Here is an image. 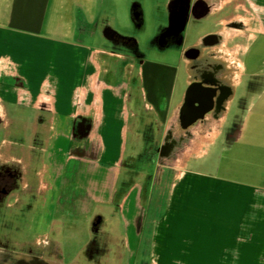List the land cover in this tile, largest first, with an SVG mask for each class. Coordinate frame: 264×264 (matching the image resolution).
<instances>
[{
  "label": "crops",
  "instance_id": "0c3cea01",
  "mask_svg": "<svg viewBox=\"0 0 264 264\" xmlns=\"http://www.w3.org/2000/svg\"><path fill=\"white\" fill-rule=\"evenodd\" d=\"M153 1L158 9L157 31L162 32L169 25L172 9L179 14L185 2L195 0ZM203 1L208 13L197 20L230 7L232 13L221 18V26L240 13H264V0ZM142 3L143 0H0L1 123L10 125L6 104L25 105L39 112L35 128L44 126L53 131L47 140L39 134L37 137L39 162L33 187L43 211L39 233L33 241L50 240L62 264H79L76 258L64 262L60 243L51 238V233L61 221L75 217L93 220L101 215L106 221L110 217L117 220L107 221L102 230L109 241L110 254L122 256L125 264H135L142 255L145 262L150 259V264H264V87L254 90L253 85L242 96H237V90L230 94L227 89L226 106L218 112L219 116H213L212 122L195 121L186 130L183 125L199 112L204 110L206 114L200 119L211 116L207 115L210 109L194 107L195 98L207 90L204 86L198 85L191 96L194 105L183 111L187 87L181 102H174L171 93H158L151 100L139 74L115 87V82L107 77L108 70L101 66L102 58H123L129 53L119 54L108 48L104 32L113 31L123 37L113 28L117 6L128 9V13L137 8L141 20L133 21L131 13L130 18L141 28ZM263 28L256 32L264 36ZM256 39L254 35L246 46H238L243 49L241 58L236 59L238 87L248 72L246 57ZM162 43L164 40L159 37L158 44ZM169 46L172 45L159 48ZM184 51L180 61L187 83L192 58ZM257 66L256 72H248L250 80H264V60ZM131 82L138 96L130 93ZM138 113L153 122L156 140L159 135L162 137L164 158L185 160L179 179L167 186L164 215L151 216L154 184L130 182L129 177L126 183L120 180L129 122L140 117ZM235 115L238 121L230 124ZM138 120L140 126L135 130L141 135L148 126ZM224 137L221 151L228 153L225 164L219 165L220 173L190 167L191 163L205 166ZM28 145L22 139H3L0 164L24 165L23 185L30 190L25 177L35 159L29 154ZM239 147L240 152L233 155ZM84 177L92 178L89 186L96 193H88L82 185ZM62 197L67 205L57 212V201Z\"/></svg>",
  "mask_w": 264,
  "mask_h": 264
},
{
  "label": "rangeland",
  "instance_id": "374dc122",
  "mask_svg": "<svg viewBox=\"0 0 264 264\" xmlns=\"http://www.w3.org/2000/svg\"><path fill=\"white\" fill-rule=\"evenodd\" d=\"M142 4L144 5V24L141 28H138L134 23H132L130 18V13L132 17V12L128 13V9L123 10L117 6V9L115 10V22L113 28L117 34L125 38L134 39L138 50L144 56L142 59L143 64H140L141 59L137 63L132 57L129 56V54H125L126 56L123 58L103 56V63H101V66L102 68L108 70L109 75L107 77L111 78L115 82V87L117 85L128 83L127 80L129 78H138L139 74V78L142 77L144 80V89L147 90L151 100L156 98L158 93H171L174 96V102H181L187 87L184 65L180 61L182 54L181 52L191 48L202 37L212 32H217L220 36L221 42L217 49L220 51L219 56L221 55L223 60H227L229 56L232 58H241L240 53H242L243 49L242 47L238 46H246L249 43V39L252 38V36L254 37V35L257 37V39L254 43L250 42L252 43V49L250 54L246 57L248 72L252 69H255L256 72V69L258 68L257 65L261 64V62L264 60V36L256 32L257 29L263 28L264 26L263 11L262 14H257L252 10L254 14L251 15H244L240 13L234 17H230V19H232L225 24H222V26L219 24V21L221 18L232 13L230 7H227L222 12L210 14L203 19L190 20L183 32L182 45L180 47L169 46L163 50H160L158 39L161 32L157 31L156 25L158 20L156 12L158 9H155L156 5L153 0H143ZM258 19L259 22H257ZM231 21L237 22V24H240V26H228L227 24ZM220 27L222 29L218 30ZM96 34L98 37H100L99 33ZM108 48L110 47L108 46ZM118 51L116 50L117 53H122ZM248 72L245 76H243V83L237 89V96H242L246 92H249L250 88L252 89V86L249 88V83L251 80L250 77H248ZM104 76L105 73L102 77ZM254 82V90L257 88L261 90V88L264 87V80L262 78L260 80L254 79ZM130 85V93H132V96H135V93L138 96V90L135 88L134 83L131 82ZM133 106H135V104ZM5 108L7 109L6 114L10 120V125H7L3 122L1 123L0 143L3 139L11 141L22 139L26 145L29 144V149L31 148L29 151L30 156L39 162V158H37L39 157L37 146L40 142L39 139L33 140L35 133L37 137L39 134V137L41 136V138L43 137V140H47L53 136V131L49 132V128L44 126L41 128H35L34 123L37 124L36 119L39 112L27 108L25 105L14 107L6 104ZM138 114L140 115V113ZM138 118L140 119V122L145 123L146 127L148 126L146 130H142L141 135L140 133L137 134V131L135 130L138 124L140 126ZM138 118L131 119L129 122L126 153L124 156V165L120 180L121 182H124L125 180L128 181L130 178V182L138 180L140 183L148 182L149 184H154L153 189L155 191L153 193V212L152 209H150L151 213L154 215L151 214V216H156L158 214L164 215L167 211V203L164 202L168 190L167 186H170L179 179L181 176L180 172L185 164V160L183 161V158L167 159L164 158L162 153H160L156 163H142L140 161L142 158L139 157H144L145 154H142L146 151L150 144H160L162 137L159 135L156 140V129L150 119H142L141 115ZM148 129L150 132L153 130V139H149L148 133L150 132L147 131ZM19 135L21 136L20 138ZM224 141H226L225 137L219 140V143H217L218 146L211 154V157L205 162V166L201 167V165L191 163L190 167L214 174L220 173L219 165L222 163L225 164V157L228 153L226 151L222 153L221 151L222 145L223 147L225 145ZM116 143L118 146L117 141ZM62 144L65 145V143ZM113 144L115 143L112 142V146ZM61 149L64 151V147L61 146ZM239 152L240 147L233 155H237ZM230 155L232 154L230 153ZM60 161L61 158H58V162ZM14 164H19V169L22 172L24 165H21L18 162H15ZM164 164L168 166H165ZM40 166L41 163L38 165V167ZM221 168L225 169L222 165ZM131 173L132 176H130ZM134 175H136L137 179L133 178ZM91 179V177H84L82 185L87 189L88 193L93 194L96 192L89 186ZM95 179H97V177ZM161 186L165 187L162 188ZM24 190L29 191V187L26 186ZM165 203L166 206H164ZM32 204V209L25 212L24 216H16L18 214V210L13 211L7 208L0 209V225L3 221H7V227L4 229L0 228V235L9 234L12 235L16 241H27V243H31L39 233V220L43 211L41 200H36V202L33 201ZM66 205L67 202L64 201V197L59 199L57 201V212H62L61 210H63ZM143 207L146 209L145 203ZM107 221L109 223L117 222L115 217H110V219H107ZM61 222H59L58 225H56L53 229L51 238L57 240L60 243L59 249L62 253L61 256L64 259V262H67L72 258H76L79 264H92L85 261L83 253L81 252L84 245L91 238L92 219L75 217ZM118 231L120 233V229H118ZM8 236H3V238ZM4 243L5 242L3 241V244ZM13 246L14 244L12 242L10 244H6L5 246L0 245V252L4 253V251H14V249H17V246ZM54 248L55 247H53V249ZM58 257L59 255H57V259ZM145 259L146 258L143 255L137 257V262L135 264L151 263L149 258H147L149 259L147 260L148 262H145ZM104 264L125 263L122 256H113L109 253L104 261ZM130 264H134V262L131 261Z\"/></svg>",
  "mask_w": 264,
  "mask_h": 264
},
{
  "label": "flooded vegetation",
  "instance_id": "af4514ba",
  "mask_svg": "<svg viewBox=\"0 0 264 264\" xmlns=\"http://www.w3.org/2000/svg\"><path fill=\"white\" fill-rule=\"evenodd\" d=\"M188 5V22L190 20H197V17L205 16L208 13L207 4L203 0L190 1ZM227 25L230 27L235 25L240 26V24H237V22L234 21H231ZM162 33L163 31L161 34ZM165 41L172 46L180 47L183 39H181L180 44L178 45V38L169 32L166 35ZM220 42L221 39L219 34L217 32H212L203 37L196 45L184 51L186 56L192 58L189 65L190 76L187 80V88L192 87L195 91L198 85H201L207 89L202 91V96L195 98L196 104L194 107H196L195 109L197 110L201 108L210 109L207 112V115L212 116H208L205 120L204 118L196 119L195 123L214 121L213 116H219L220 113L218 112L223 111L226 106L224 96L227 93V89L230 91V94H232L233 89L236 91L239 88L237 85V81L239 80V67L236 61L237 57L232 58L229 56L227 60H223V57L221 55L219 56L220 51L217 49L220 46ZM108 45L112 50L129 53L136 60H140V51H138L133 43L126 38L115 35L111 38V40H109ZM254 83V79H251L249 87L253 86ZM209 93H213L214 95L213 103L211 104L206 102V95ZM183 104L185 105V101ZM204 117H206V114ZM236 118V115L231 116L229 123L234 124L238 121ZM147 131L150 132L149 129ZM148 136L149 139H153V130L148 133ZM34 139L37 140V135L34 136ZM161 152H164V150L161 148L160 144H150L146 151L142 154H145L144 157H139L142 158L140 161L142 163L145 162L154 164V162L156 163L158 160V156ZM34 161V163H31L25 177L29 180V186L31 188L29 191L24 190L25 186L23 185V175L19 169V164H0V209L7 208L13 211L18 210L17 213L19 215L17 214L16 216H24L25 212L32 209V202L36 200V192H34L33 183L37 178L36 163L38 164L37 160ZM126 182L127 180L123 183ZM145 184L149 185L148 182H145ZM104 225H107V221L101 215H96L93 218L91 238L81 251L86 262L92 264H104L106 257L111 252L109 241L106 238L105 232L102 230ZM6 227L7 221H3L0 228L4 229ZM8 235L9 234L0 235V245L5 246L6 244H10L12 242L14 244L13 247L17 246V249H14V251H4V253L0 252V264H62L59 261L60 256L57 259V255H55V251L53 249L54 245L50 240L37 243L36 241L23 243L16 241L12 235ZM3 236L8 237L3 238ZM3 241L5 242L4 244Z\"/></svg>",
  "mask_w": 264,
  "mask_h": 264
},
{
  "label": "water",
  "instance_id": "95a60500",
  "mask_svg": "<svg viewBox=\"0 0 264 264\" xmlns=\"http://www.w3.org/2000/svg\"><path fill=\"white\" fill-rule=\"evenodd\" d=\"M173 3H175V2H173ZM188 10H189L188 2H185L183 4V7L180 8L179 14L173 13L174 10L172 9V11L170 12V16H169V25H168V27H166V29H164L163 33L160 35V38L162 40H164V43L159 45L161 48H164V47L170 45L167 41H165L166 35L169 32H171V34H173L174 36H176L178 38L179 41L177 44L178 45L180 44V41L183 38L182 34H183L184 29L186 27V24L188 22ZM115 35H116V33L113 31L104 32V36L106 37L107 40H111V38ZM193 91H194V88H192V87L191 88L189 87L187 89V99L185 100V105H183V107H182V111L184 110V108L187 109V108L192 107L194 105V103L192 102V99H191V96L193 95ZM213 97H214L213 93L209 94L208 100L211 101V99H213ZM210 101H208L209 104L211 103ZM204 114H205L204 110L199 112L198 115H196L197 117L195 119H192L191 121L186 122L183 125V129L186 130L189 126H191L195 122L196 119L202 118L204 116Z\"/></svg>",
  "mask_w": 264,
  "mask_h": 264
},
{
  "label": "trees",
  "instance_id": "16d2710c",
  "mask_svg": "<svg viewBox=\"0 0 264 264\" xmlns=\"http://www.w3.org/2000/svg\"><path fill=\"white\" fill-rule=\"evenodd\" d=\"M135 11H136V12H135ZM132 19H133V21H135V22L141 20V13H140V11H138L137 8H134V9L132 10ZM123 38H125V37H123ZM126 39H128L130 42H132L133 45L135 46V48L138 50V48H137V44H136V42H135L134 39H132V38H126ZM138 51H139V50H138ZM115 52H116V50H115ZM118 52H119V51H118ZM142 57H143V55L141 54V57H140V58H142Z\"/></svg>",
  "mask_w": 264,
  "mask_h": 264
}]
</instances>
